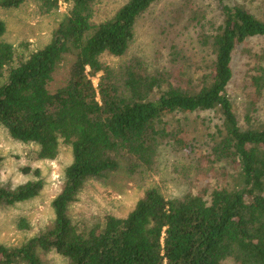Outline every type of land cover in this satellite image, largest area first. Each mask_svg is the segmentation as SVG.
<instances>
[{
	"label": "trees",
	"instance_id": "obj_1",
	"mask_svg": "<svg viewBox=\"0 0 264 264\" xmlns=\"http://www.w3.org/2000/svg\"><path fill=\"white\" fill-rule=\"evenodd\" d=\"M28 1L0 0V8ZM34 1L44 14L60 5ZM66 1L68 12L40 49L4 41L7 24L0 18V125L13 139L35 144V160L56 161L62 144L73 153L52 201L53 225L22 244L0 243V264H49L44 256L50 252L69 264H264V0L259 11L216 0L219 22L205 19L199 7L179 12L191 15L185 22L196 21L198 42L215 54L201 74L180 65L178 42L170 47V65L135 58L114 67L104 61L127 54L139 19L162 0H126L99 22L95 7L101 0ZM169 13L163 15L166 26L181 32L182 17ZM70 54L75 61L67 81L52 88L57 67ZM241 54L249 66L242 77L249 97L243 114L231 92L235 56ZM208 111L219 121L208 140L192 148L198 176L184 194L168 198L153 185L126 216L108 213L97 223L72 216L89 181H104L120 169L148 174L168 145L190 150L194 141L179 114ZM2 164L0 154V206L43 191L40 168H23L33 178L10 186ZM201 170L216 171L221 180L205 185ZM20 227L28 228L24 219Z\"/></svg>",
	"mask_w": 264,
	"mask_h": 264
},
{
	"label": "rangeland",
	"instance_id": "obj_2",
	"mask_svg": "<svg viewBox=\"0 0 264 264\" xmlns=\"http://www.w3.org/2000/svg\"><path fill=\"white\" fill-rule=\"evenodd\" d=\"M125 2L126 0H101L95 7V21L99 22L112 17ZM227 2H244L254 11H259L261 6L260 0H227ZM69 6L66 0H60L59 9L51 14L42 13L40 5L34 0H29L19 8H0V18L7 24V32L3 40L12 43L15 47L23 42H29L31 49L44 47L51 40L54 30L65 17ZM196 7L203 10L205 19L220 21L216 0H162L139 19L136 40L127 54L123 57L106 55L103 57L104 61L114 67H119L135 58H140L146 64L170 65V47L173 42H178L182 47V53L179 56L180 65L185 63L192 65L194 72L197 70L201 74L204 63L212 61L215 54L212 49L204 51L198 42L194 34V30H197L196 21L185 22L187 17H191V15H183L186 9ZM173 11L182 17L181 23L185 28H180L181 32L172 29L169 25L167 27L163 21L164 18L166 19V15H163ZM74 61L75 54L66 55L57 67L51 84L52 88L61 86L67 81ZM244 62L245 58L242 54L235 56L236 75L234 85L231 87L232 96L236 101V110L242 114L245 113L249 100L242 81V77L246 74L245 70L249 68L248 65H244ZM94 82L98 85L99 78H94ZM251 93L252 96L256 95L253 89ZM261 106L264 112V101L261 102ZM179 120L191 141H194L190 150L183 151L168 145L161 152L155 170H150L148 174L131 175L124 169H120L104 181H89L79 201L72 207V216L76 220L95 223L100 222V218L108 213L119 217L126 216L135 207L145 188L153 185L168 198L184 194L198 176L194 169L198 152L194 153L192 148L208 140V133L214 129L219 118L214 112L208 111L179 114ZM37 149L35 144L13 139L0 125L2 178L5 184L17 186L33 178L30 174L23 172V168L28 166L40 168L45 180V187L37 197L13 206H0V243L22 244L53 225L55 216L52 201L62 189L65 168L73 160L72 148L62 144L60 156L56 161L35 160L33 153ZM217 177L220 179L216 171H200V179L205 185L215 186ZM22 219L27 222L28 228L20 227ZM44 257L49 264H69L66 258L55 252H50ZM229 264L236 263L230 261Z\"/></svg>",
	"mask_w": 264,
	"mask_h": 264
}]
</instances>
